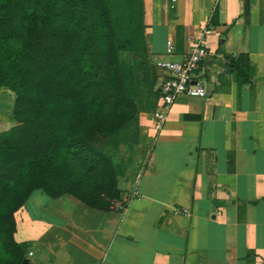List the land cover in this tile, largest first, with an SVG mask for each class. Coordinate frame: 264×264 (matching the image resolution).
<instances>
[{"label": "crops", "instance_id": "0c3cea01", "mask_svg": "<svg viewBox=\"0 0 264 264\" xmlns=\"http://www.w3.org/2000/svg\"><path fill=\"white\" fill-rule=\"evenodd\" d=\"M142 3L151 66L156 58L180 62L190 40H204L208 57L196 80L206 97L178 96L160 132L153 128L160 97L139 113L144 160L138 171L125 166L118 181L122 212L34 191L15 214L24 263L264 264V0H248L247 20L245 0ZM241 55L244 83L230 67ZM155 77L156 88L167 79L159 69ZM2 90L0 132L15 123L14 101ZM181 209L188 215L174 213Z\"/></svg>", "mask_w": 264, "mask_h": 264}, {"label": "trees", "instance_id": "16d2710c", "mask_svg": "<svg viewBox=\"0 0 264 264\" xmlns=\"http://www.w3.org/2000/svg\"><path fill=\"white\" fill-rule=\"evenodd\" d=\"M144 27L142 0H0V87L16 122L0 132V264H31L14 233L34 191L102 212L120 201L125 169L106 149L159 98ZM230 67L248 80L247 56Z\"/></svg>", "mask_w": 264, "mask_h": 264}, {"label": "built area", "instance_id": "2783aa9c", "mask_svg": "<svg viewBox=\"0 0 264 264\" xmlns=\"http://www.w3.org/2000/svg\"><path fill=\"white\" fill-rule=\"evenodd\" d=\"M173 44L167 43V54H172ZM208 51L202 38L189 41V52L180 62H171L167 60L154 59L153 64L156 69L163 71L167 77L159 86L160 107L153 113V128L160 132L166 121L168 114L175 99L180 95L188 97H206L205 84L196 80V72L199 66L207 59ZM124 205L121 201H115L111 204V210L122 212ZM175 214L181 213L188 215L186 209L174 210ZM29 256L32 253H28Z\"/></svg>", "mask_w": 264, "mask_h": 264}, {"label": "rangeland", "instance_id": "374dc122", "mask_svg": "<svg viewBox=\"0 0 264 264\" xmlns=\"http://www.w3.org/2000/svg\"><path fill=\"white\" fill-rule=\"evenodd\" d=\"M120 57L124 62H131L133 59L132 54L129 53H121ZM4 90H2L4 92L3 94L6 95L4 100H6L7 98L9 103L14 101V96L9 93H6L7 90L6 91ZM0 97H1V92H0ZM15 125L16 122L14 123L13 126ZM138 138H139L138 126L136 125L129 126L124 131V133L119 136L120 144L117 147H114L113 145L108 146V148L106 149V153L113 159L116 165L123 166L124 167L123 170L126 169V167L129 165L134 166L137 170L138 165L140 166V164L144 160V156L140 153V148L137 147L139 143ZM135 168H130L129 171L127 169L126 170L127 175L128 173L130 174L131 172H134ZM124 174H125V170H124ZM120 179L122 178H119V180Z\"/></svg>", "mask_w": 264, "mask_h": 264}, {"label": "water", "instance_id": "95a60500", "mask_svg": "<svg viewBox=\"0 0 264 264\" xmlns=\"http://www.w3.org/2000/svg\"><path fill=\"white\" fill-rule=\"evenodd\" d=\"M245 17H246V20L248 19L249 17V4H248V0H245ZM229 69L226 70V72H228Z\"/></svg>", "mask_w": 264, "mask_h": 264}]
</instances>
